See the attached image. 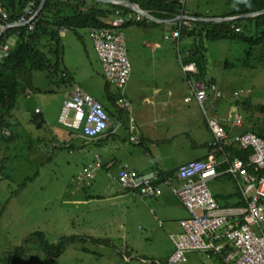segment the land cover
<instances>
[{
  "label": "rangeland",
  "instance_id": "obj_1",
  "mask_svg": "<svg viewBox=\"0 0 264 264\" xmlns=\"http://www.w3.org/2000/svg\"><path fill=\"white\" fill-rule=\"evenodd\" d=\"M165 1L178 12L202 19L219 18L234 4L233 0ZM127 13L136 15L131 10ZM196 22L200 21L189 22L187 28L194 24L197 26ZM148 27L150 29H141L158 33L159 44L170 48L165 50L164 59L170 68L168 80L174 79L177 70L180 80L186 82L179 74L176 60L183 59L192 49L198 50V59L200 55L203 59L205 57L204 75L192 77L191 80L205 85L203 109L207 115L215 114L219 122L222 118L227 127H232L236 116L245 113L241 109L233 110L236 102L233 92L241 93L237 102L246 96L253 107L264 104V58L258 57L264 54L263 48L256 49L255 55H251L250 48L245 44L228 40L206 41L199 38L201 36L183 32H180L176 45L170 40L162 39L166 32L160 26ZM65 34V38L60 39L61 59L57 70L32 73L33 90L20 103L22 105L19 110L13 113V126L5 129L10 132L11 137L6 141L0 140V160L6 158L1 163L5 166V172L0 182V264H6L10 252H15L19 247H23L25 253L11 264H138L140 260L161 261L157 255L171 247L168 240H150L146 232L138 227L133 231L119 227L116 223V207L113 208V204L117 205V202L95 200L84 203L85 195H92L93 192L90 186L85 187V181H78L76 178L81 174L83 165L88 163L93 145L90 142L82 143L77 137L69 144L66 143V134L69 131L75 132L58 125L56 115L62 101L74 86L85 89L101 104L107 103V94H117L121 98L124 95L122 88L105 87L88 31L78 29L65 31ZM139 35L141 33L133 43L124 38L125 54L130 67L129 77L133 74L141 79H150L151 76L145 74L141 66L148 61L155 62L156 65L158 61L156 56L150 55L148 58L149 51L138 43ZM225 62L230 65L225 67ZM210 81L220 90V98H214L209 91ZM178 107L182 109L184 102ZM35 109L44 121L38 128L29 121ZM127 114L129 113L124 111L120 113L121 123L126 120ZM241 119L244 122L243 117ZM255 120L260 125L263 118L255 117ZM209 134L207 136L210 138ZM124 141L125 143L120 142L121 147L123 144L128 150L135 148L130 143L127 144L126 134ZM75 146L79 147L73 148ZM130 152L129 150V154ZM175 152L180 153L179 148H175ZM185 156L186 154H181L176 160H186ZM105 180L110 186L116 187L114 181L108 178ZM207 187L211 195L235 191L232 182L228 180L209 182ZM78 200L81 201L80 204L77 203ZM261 228L264 230V223ZM34 232L42 233L44 236L39 241L47 245H55L59 239L69 236H74L76 240L66 246L59 256L47 258L39 247V241L28 237ZM186 259L183 264L214 263V257L207 258L205 253L198 251L186 253Z\"/></svg>",
  "mask_w": 264,
  "mask_h": 264
},
{
  "label": "built area",
  "instance_id": "obj_2",
  "mask_svg": "<svg viewBox=\"0 0 264 264\" xmlns=\"http://www.w3.org/2000/svg\"><path fill=\"white\" fill-rule=\"evenodd\" d=\"M115 14L110 27H92L88 34L101 66L103 79L109 86L121 89L127 84L130 72L122 29L126 23L140 22L144 18L136 13L132 16L130 13L120 14L116 11ZM175 20L178 28L164 39L177 45L180 29L189 27L193 18L182 13ZM17 23L25 25L27 22ZM63 34L64 31H61L60 35ZM7 51L8 47L4 46L0 58ZM180 69L188 84V100L193 98L203 109L205 85L191 80L192 75L197 74L195 63L180 62ZM209 91L214 98H219L220 93L214 86H210ZM233 95L235 99L238 97V93ZM118 103L123 111H129L126 100L119 98ZM109 120V115L100 102L81 87L74 86L61 103L56 123L92 141L105 132ZM133 121L132 118L129 119V133L135 129ZM205 121L212 137L206 144L208 151L205 159L189 161L181 165L170 180L161 181L169 187L188 213V218L179 223L181 232L169 236L174 251L162 262L144 264H183L187 261L186 253L192 251L203 252L209 258L216 256L220 263L215 264H264V230L261 228L264 223V140L249 132L228 135L217 118H206ZM233 125H242L241 116H236ZM129 142L139 144L133 135ZM231 147L250 153L245 160L231 156L226 150ZM220 166L226 167L218 171ZM100 168L101 159L94 154L92 161L82 168L76 179L87 184L93 180L94 173ZM223 174L234 180L243 207L224 209L210 194L207 184ZM106 176L122 189L134 192L140 197L154 198L160 195L158 184L148 177L136 175L126 165H121L114 174L106 173Z\"/></svg>",
  "mask_w": 264,
  "mask_h": 264
},
{
  "label": "crops",
  "instance_id": "obj_3",
  "mask_svg": "<svg viewBox=\"0 0 264 264\" xmlns=\"http://www.w3.org/2000/svg\"><path fill=\"white\" fill-rule=\"evenodd\" d=\"M144 11L149 13L154 20L150 21L145 19L143 22H128L123 26L122 32L124 38L132 43L135 41L136 36L141 33V35L137 37V40L141 47L149 51L148 58L150 55L157 57L158 63L156 65L155 62L148 61L145 65L141 66L144 69L145 74L151 76V78L141 79L131 74L127 84L122 88V93L124 95L123 99L129 104V111L124 110L125 113L127 112L129 114H127L128 116L123 123H121L122 120L120 115L123 110L118 105V99L121 97L117 94H107L106 105L111 113H109L110 120L105 132L96 140L90 141L82 138L77 133L74 134L69 131V133L66 134V143L69 144L74 137L79 138L82 143L90 142L93 145V152L88 155L87 162L90 163L92 161L94 154H97L101 159L102 168L95 172L96 175L93 178L94 182L85 184V187H91L93 193L92 195H85L84 203L88 204L90 201L95 200L101 202H117V205L113 204V208L116 207V215L118 216L116 223L119 224V227L124 228L126 231H133L138 227L146 232L147 237H149L148 239L150 240H158L162 238H164V242L168 240L171 247H167L163 253L157 255L161 260L159 262H162L174 251L169 236L181 232L179 223L181 220L188 218V213L178 198L172 194L169 187L161 183L158 176L162 174L172 177L181 165L189 161L205 159L208 151L206 144L212 138L205 120L206 118H216V116L215 114L212 116L207 115L204 112V109H202L193 98L188 100L190 97L188 84L187 82H182L180 80L177 70L174 79L171 81L168 80L167 77L170 68L168 64L164 62V59L166 56L165 50H170V48L167 49L159 44L157 41L159 39L158 33L153 34V30L141 29V27H144V29H150L148 26L158 25L166 32L162 36V39L165 40L164 37L167 33L178 28L175 18L183 12L176 11L174 17H169L165 10L161 9L157 10L151 8ZM65 36L66 34L64 32V34L59 37L62 39L65 38ZM252 53L253 52H251V54ZM188 58H190V55L189 53H186L183 59L178 58L176 60L179 74L182 78L185 77L181 72L180 62L185 63ZM202 60L200 59V62H202L205 73V57L204 59L202 57ZM229 65L230 64L228 63L225 67H228ZM99 73L106 87L108 84L103 79L101 66ZM168 82L171 83L169 84ZM210 86H214L221 96V92L215 83L210 81L209 87ZM234 93L238 92H233V94ZM240 94L238 93V97L234 100L237 101ZM111 96L114 98V104H112L111 99H109ZM182 101L184 102V107L181 109L178 106ZM242 101L245 106L251 105L250 100H247L246 96H244ZM232 108L237 111L240 109L239 105H236V102H234ZM247 115V111L245 114L243 113L241 115L243 121H245ZM130 118L134 120L133 123L135 126L132 133H129L128 131ZM221 122L219 123L223 128L225 126L227 127L226 122L222 120V118ZM226 127L224 128V131L228 135H231L239 132L238 130L243 127V124L241 127H236L234 125L232 127ZM125 134L127 135V144L130 143L129 139L131 135L135 136L139 141V144L130 143L135 146V148H129L131 151L130 154L129 150L126 149L128 147L123 144L121 147L120 144V142L125 143ZM208 134L210 135V138L207 136ZM78 147L79 146H75L73 148ZM175 148H179L180 153H174ZM77 151H79V149ZM181 154L182 156L186 154L185 158L187 159L183 161L176 160ZM118 159L124 161L119 162ZM121 165L128 166V168L134 171L138 176L148 177L153 180V183L159 185L160 195L154 198H144L138 196L134 192L122 189L117 183L118 186L116 185V187L110 186L111 184L105 180L108 178L106 173H116ZM169 178L166 179L170 180ZM212 182H214V180L210 181V183ZM76 192L78 193V190H76ZM232 193H224L226 194L224 196ZM79 202L81 201L78 200L77 203ZM217 203L220 206L226 205L221 206L224 209L240 208L236 207L234 204L235 200L230 198L222 197ZM211 257H214L213 264L220 263L216 256L212 255Z\"/></svg>",
  "mask_w": 264,
  "mask_h": 264
},
{
  "label": "trees",
  "instance_id": "obj_4",
  "mask_svg": "<svg viewBox=\"0 0 264 264\" xmlns=\"http://www.w3.org/2000/svg\"><path fill=\"white\" fill-rule=\"evenodd\" d=\"M40 1L0 0V26L20 21L27 22L23 26L8 28L0 37V55L2 54V48L4 46L8 47L5 56L0 58V140L6 141L11 137L10 132L5 129H10L13 126V113L19 110V106L22 105L20 103L24 101V98L27 99L33 90L31 85L32 73L35 71L57 70L61 59L59 37L61 31H75L78 29H86L88 31L92 27L108 28L110 27V22L116 17V11L120 14L129 12L128 9L123 7L87 0H45L38 15H34L36 14ZM129 1L135 2L136 4L139 3L143 10L151 8L165 10L169 17H174L176 14L174 6L167 4L165 0ZM233 3V6L220 18L241 16L264 10V0H233ZM33 15L34 18L30 20ZM141 21L143 22L144 19ZM196 24L197 26H194V24L190 28L182 27L180 30L187 35L201 36L199 38H204L209 41L228 40L245 44L250 48L249 54L253 52L251 55H255L256 49H264V14L231 22H196ZM198 53L197 49H192L189 54L190 58L185 62L195 63L197 74L192 75V77L196 78L204 75L203 65L200 62L202 56L200 55L198 59ZM258 57L263 59L264 54L262 53ZM225 65H228V62H225ZM109 99L114 104L113 96ZM101 105L109 115L111 112L108 106L106 104ZM236 105L241 106L240 109L245 113L247 111L248 114L245 117L240 132L255 133L256 136L264 140V104L253 107L251 105L245 106L243 101H236ZM35 111L36 109L31 113L29 121L38 128L44 121L42 116ZM255 117L263 118V125L257 124ZM66 148L70 149L69 146H66ZM226 150L229 151L231 156H236L244 160L250 153V151H241L235 147ZM5 160L6 158L0 160L2 180L5 166H2L1 163ZM225 167L220 166L217 170L221 171ZM169 177L171 176L161 174L158 176V179L164 181V179ZM220 179L223 181H231L235 191L227 196H224L226 195L224 193H214L212 195L213 198L217 202L222 197L230 198L235 200L234 204L236 207H243L244 204L235 187L234 180L229 175L223 174L214 181ZM1 215L2 213H0ZM43 236L42 233L34 232L28 237L36 238L39 241ZM75 240L76 238L74 236L64 237L59 239L55 245H47L39 241V247L47 258L57 257L63 252L66 246L74 243ZM24 253L25 250L23 247L17 248L15 252H10L6 264H11L13 261L20 259ZM144 262L152 263V261L140 260L138 264H144Z\"/></svg>",
  "mask_w": 264,
  "mask_h": 264
},
{
  "label": "water",
  "instance_id": "obj_5",
  "mask_svg": "<svg viewBox=\"0 0 264 264\" xmlns=\"http://www.w3.org/2000/svg\"><path fill=\"white\" fill-rule=\"evenodd\" d=\"M87 1L98 2V3H102L106 5H114L118 7H125L133 11L134 13L141 15L144 19H148L150 21L154 20V18H152L147 12H145L138 4H136L135 2L129 1V0H87ZM44 2L45 0L40 1L39 7L37 8L35 15H38V13L43 7ZM261 14H264V10H261L255 13L241 15V16H235V17L214 18V19L196 18V20L200 22H205V23H222V22H231V21H236V20L246 19V18H253ZM23 25L24 24H21V23H13V24H7L4 26H0V37L3 34V32L7 30L8 28L23 26Z\"/></svg>",
  "mask_w": 264,
  "mask_h": 264
},
{
  "label": "clouds",
  "instance_id": "obj_6",
  "mask_svg": "<svg viewBox=\"0 0 264 264\" xmlns=\"http://www.w3.org/2000/svg\"><path fill=\"white\" fill-rule=\"evenodd\" d=\"M127 9V8H126ZM149 14V13H148ZM193 18V17H192ZM192 21H198V20H196V18H193V20ZM35 112H37L38 113V110L36 109V111Z\"/></svg>",
  "mask_w": 264,
  "mask_h": 264
},
{
  "label": "bare ground",
  "instance_id": "obj_7",
  "mask_svg": "<svg viewBox=\"0 0 264 264\" xmlns=\"http://www.w3.org/2000/svg\"><path fill=\"white\" fill-rule=\"evenodd\" d=\"M8 55V54H7Z\"/></svg>",
  "mask_w": 264,
  "mask_h": 264
}]
</instances>
